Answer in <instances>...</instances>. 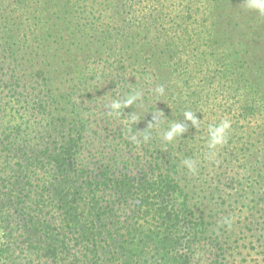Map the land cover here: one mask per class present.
Masks as SVG:
<instances>
[{
  "label": "trees",
  "instance_id": "trees-1",
  "mask_svg": "<svg viewBox=\"0 0 264 264\" xmlns=\"http://www.w3.org/2000/svg\"><path fill=\"white\" fill-rule=\"evenodd\" d=\"M81 92L119 105L107 157ZM0 264H264V14L0 0Z\"/></svg>",
  "mask_w": 264,
  "mask_h": 264
},
{
  "label": "rangeland",
  "instance_id": "rangeland-1",
  "mask_svg": "<svg viewBox=\"0 0 264 264\" xmlns=\"http://www.w3.org/2000/svg\"><path fill=\"white\" fill-rule=\"evenodd\" d=\"M83 93L84 92H81L79 95H76L74 103L77 104L76 106L78 108H84L83 110L81 109V112L84 113V117L89 122V127L87 128V141L89 147L86 148L85 155L87 154L86 151H91L93 155L107 157L115 150L116 141L114 142L113 139H117V126L122 124V122L118 114L107 113V110H105L107 107L116 109L115 105H99V95L96 96L95 93L85 95ZM91 95L94 98L89 97ZM90 109L93 110L91 114L93 116L88 115L87 111ZM204 257L205 255L203 254L201 258L204 260Z\"/></svg>",
  "mask_w": 264,
  "mask_h": 264
},
{
  "label": "clouds",
  "instance_id": "clouds-1",
  "mask_svg": "<svg viewBox=\"0 0 264 264\" xmlns=\"http://www.w3.org/2000/svg\"><path fill=\"white\" fill-rule=\"evenodd\" d=\"M248 7L254 10H257L261 14H264V0H248ZM116 108H119V105H115ZM187 119H192L190 113H186ZM230 127V123L228 121H222L220 125L214 127V129L210 132L209 135V147L214 148L218 145H222L225 143V133L226 130ZM184 129L180 125H176L172 128L170 132L167 133V139L169 141L172 140L174 136L181 134ZM187 167L191 170L192 165L188 162H185Z\"/></svg>",
  "mask_w": 264,
  "mask_h": 264
}]
</instances>
